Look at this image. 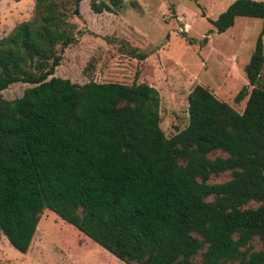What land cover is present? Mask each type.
Returning a JSON list of instances; mask_svg holds the SVG:
<instances>
[{
  "label": "trees",
  "instance_id": "16d2710c",
  "mask_svg": "<svg viewBox=\"0 0 264 264\" xmlns=\"http://www.w3.org/2000/svg\"><path fill=\"white\" fill-rule=\"evenodd\" d=\"M65 1L33 0L31 19L0 38V90L31 84L17 98L0 97L6 242L24 253L47 209L124 264H264V0H233L208 20L215 33L237 16L261 21L246 84L233 96L245 98L241 111L196 84L186 124L170 137L158 126L152 86L52 76L76 41ZM87 1L93 13L120 4Z\"/></svg>",
  "mask_w": 264,
  "mask_h": 264
},
{
  "label": "rangeland",
  "instance_id": "374dc122",
  "mask_svg": "<svg viewBox=\"0 0 264 264\" xmlns=\"http://www.w3.org/2000/svg\"><path fill=\"white\" fill-rule=\"evenodd\" d=\"M231 1L120 0L111 12L93 13L87 0L77 4L67 0L63 10L76 41L62 50L52 76L78 84L143 82L152 86L158 94V126L165 137L185 126L186 95L196 84L240 112L245 98L234 102L233 96L246 84L243 65L261 21L237 16L225 31L215 33L208 20ZM32 14L33 0H0V38ZM185 38L195 42L188 44ZM261 42L264 55V31ZM260 79L264 81V63ZM30 86L11 83L0 90V97L17 98ZM224 177L220 174L209 181ZM78 234L43 209L24 253L13 249L0 233V264H124L96 245L86 241L83 245Z\"/></svg>",
  "mask_w": 264,
  "mask_h": 264
},
{
  "label": "crops",
  "instance_id": "0c3cea01",
  "mask_svg": "<svg viewBox=\"0 0 264 264\" xmlns=\"http://www.w3.org/2000/svg\"><path fill=\"white\" fill-rule=\"evenodd\" d=\"M82 243H83V245L85 244L83 240H82ZM96 246H97V245H96ZM98 248H99V246H98ZM100 249H102V248L100 247ZM103 250H104V249H103Z\"/></svg>",
  "mask_w": 264,
  "mask_h": 264
},
{
  "label": "water",
  "instance_id": "95a60500",
  "mask_svg": "<svg viewBox=\"0 0 264 264\" xmlns=\"http://www.w3.org/2000/svg\"><path fill=\"white\" fill-rule=\"evenodd\" d=\"M73 13H74V14H76V13H77V11L74 9Z\"/></svg>",
  "mask_w": 264,
  "mask_h": 264
}]
</instances>
